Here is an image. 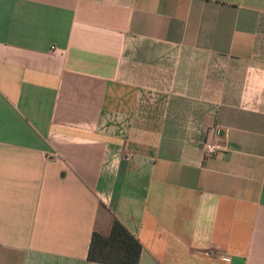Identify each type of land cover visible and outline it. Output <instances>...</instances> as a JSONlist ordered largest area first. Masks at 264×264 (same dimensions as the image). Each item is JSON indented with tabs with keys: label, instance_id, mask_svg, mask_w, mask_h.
<instances>
[{
	"label": "crops",
	"instance_id": "1",
	"mask_svg": "<svg viewBox=\"0 0 264 264\" xmlns=\"http://www.w3.org/2000/svg\"><path fill=\"white\" fill-rule=\"evenodd\" d=\"M114 219L264 264V0H0V264H99Z\"/></svg>",
	"mask_w": 264,
	"mask_h": 264
},
{
	"label": "trees",
	"instance_id": "2",
	"mask_svg": "<svg viewBox=\"0 0 264 264\" xmlns=\"http://www.w3.org/2000/svg\"><path fill=\"white\" fill-rule=\"evenodd\" d=\"M143 247L140 241L117 219L109 235L94 232L88 261L99 264H139Z\"/></svg>",
	"mask_w": 264,
	"mask_h": 264
},
{
	"label": "built area",
	"instance_id": "3",
	"mask_svg": "<svg viewBox=\"0 0 264 264\" xmlns=\"http://www.w3.org/2000/svg\"><path fill=\"white\" fill-rule=\"evenodd\" d=\"M217 153H218V149L216 146H214L212 144H205L204 145L205 157L206 156H213V155H216Z\"/></svg>",
	"mask_w": 264,
	"mask_h": 264
},
{
	"label": "rangeland",
	"instance_id": "4",
	"mask_svg": "<svg viewBox=\"0 0 264 264\" xmlns=\"http://www.w3.org/2000/svg\"><path fill=\"white\" fill-rule=\"evenodd\" d=\"M206 144H208V143H206ZM210 144V143H209Z\"/></svg>",
	"mask_w": 264,
	"mask_h": 264
}]
</instances>
